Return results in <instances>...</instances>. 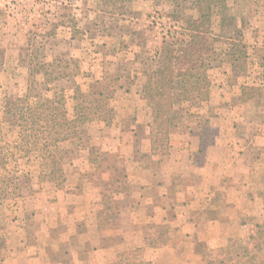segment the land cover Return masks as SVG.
<instances>
[{
    "label": "rangeland",
    "instance_id": "1",
    "mask_svg": "<svg viewBox=\"0 0 264 264\" xmlns=\"http://www.w3.org/2000/svg\"><path fill=\"white\" fill-rule=\"evenodd\" d=\"M207 15L216 38L213 58L207 63L211 87L224 84L227 91L224 104L248 105L251 112L248 115L264 121V0H0V146L9 157L7 165L0 158V178L8 173L29 175L19 182L11 180L15 194H8L7 198L0 187V237L5 240L0 247V264H15V256L7 247V236L11 239L14 231L23 233L21 230L29 235L31 243L41 233L60 235L54 239L52 255L47 257L52 264H84L83 261L111 264L118 251L139 246L146 224L77 225L71 219L61 220L57 214L62 210L61 203L68 204L62 200H71L73 194L69 190L78 187L85 190L86 203L96 198L94 187L107 190V137L117 135L125 123L130 126L140 120L147 126L151 121L137 95L144 83L146 67L149 68L146 72L157 70L165 58V42L187 33L188 21ZM72 40L80 43H75L76 47L83 45L79 50L83 52L72 50L75 46ZM57 43L61 45L52 53L50 45ZM73 53L77 61L71 59ZM17 55L22 63L29 59L35 71H39L34 78L29 79L26 66L17 63ZM108 58L119 64L107 62ZM107 72H112L111 78H107ZM73 83L80 87L78 98ZM61 87L67 94V113L58 135L63 139L60 148L66 156L60 178L64 182L58 186L49 175H41L38 154L23 157L18 147V129L5 121V109L12 108L18 99H30L34 104L47 95L59 93ZM101 91L103 97L98 95ZM175 98V107L181 111L175 122L178 128L171 133L169 154L158 156L163 185L173 181L175 172L172 173L169 156L178 144L177 133L185 131L191 123L207 121L198 112L208 102L201 101L199 107L194 105L198 102L188 104L180 91L175 92ZM86 109L92 113L81 121L79 118L89 113ZM111 111L115 114L112 125L107 127ZM75 123H79L77 135L73 132ZM142 152L151 153L146 146ZM124 166L123 163L121 168ZM186 169H180V174L189 175ZM140 174L144 172L138 170L135 175ZM123 191L129 193L126 186ZM107 196L102 194L105 206L107 201L115 203ZM37 205L42 208L36 209ZM100 210L110 215L107 209ZM188 212L176 208L174 213H166L168 223L154 225L158 231L176 229L167 247L150 253L149 257H157L154 264H206L204 254L212 241L245 240L248 229L243 224L254 225L264 219V205L252 212L251 219L237 218L234 211L222 210L228 216L227 222L220 228L214 227L218 229V237L205 240V233L213 227L191 226L186 220ZM41 218L46 222L44 226L39 224ZM112 235L118 240L107 239ZM41 241L43 247L45 240ZM92 247L95 255L87 260V251ZM74 252L76 255L70 256Z\"/></svg>",
    "mask_w": 264,
    "mask_h": 264
},
{
    "label": "crops",
    "instance_id": "2",
    "mask_svg": "<svg viewBox=\"0 0 264 264\" xmlns=\"http://www.w3.org/2000/svg\"><path fill=\"white\" fill-rule=\"evenodd\" d=\"M72 42L73 45L80 44L76 40ZM59 45L61 44L50 45L52 53ZM76 45L72 47L74 52L83 48V45ZM74 54L70 57L77 61ZM17 58L18 64L26 66L29 76L31 61L28 59L22 63L18 55ZM109 59L107 62L119 64L116 59ZM111 74L112 72H107V78ZM226 95L224 84L222 86L219 83L218 87L213 85L206 107L198 112L207 121L204 124L191 123L186 126L185 131L177 133L178 144L173 147L174 151L169 156L172 173L175 172L171 183L161 184L160 157L142 152L145 146L150 148V128L140 120L130 126L125 123L118 129L117 135L107 137V190L98 186L92 187L96 189V198L87 203L83 196L85 190L79 187L69 190L73 196L71 200H62L68 204L61 203L62 210H59L57 217L61 220L71 219L77 225H96L102 222L118 226L161 225L169 222L167 214L174 213L176 208H183L189 211L186 220L191 226L201 227L206 224L213 227L212 231L201 232L207 234L205 240L218 237V229L215 230L214 227L220 228L227 222L228 216L222 210L234 211L237 218L251 219L252 212L264 205V121L248 115L251 113L248 105L224 104ZM175 112L181 113L180 108H176ZM177 128L178 126L173 130ZM125 134L130 135L126 137ZM130 147L134 149L133 153ZM148 161L151 162L150 166H147ZM123 163L125 166L121 168ZM128 163L131 165H127ZM180 167L187 168L189 175L186 176L185 172L181 175L180 169L183 168ZM138 170H142L144 174L135 175ZM125 186L128 194L123 191ZM106 193L107 199L110 197L109 200L113 199L115 203L109 204L107 201V206L104 205L102 194ZM111 194L114 195L113 198ZM37 208L42 207L37 205ZM100 209H107L110 215L103 214ZM38 212L40 214L39 210ZM44 218L38 220L41 226L46 224ZM21 231L23 233L14 231L11 239L7 236V247L9 253L15 256V264H52L47 257L52 255L50 250L55 243L54 239L60 235L56 237L41 233L36 236L37 242L35 239L32 244L29 235ZM110 237L107 239L118 240L116 235ZM41 240H45L43 247ZM1 241L5 242L3 236ZM91 249L87 251V260L95 255L94 248ZM75 253L70 256H75Z\"/></svg>",
    "mask_w": 264,
    "mask_h": 264
},
{
    "label": "trees",
    "instance_id": "3",
    "mask_svg": "<svg viewBox=\"0 0 264 264\" xmlns=\"http://www.w3.org/2000/svg\"><path fill=\"white\" fill-rule=\"evenodd\" d=\"M215 43L216 38L212 32L209 15L194 18L187 22V33L172 37L169 43L165 42V58L157 70L146 72L149 69L146 67L144 83L137 95L144 102L147 118L151 117L147 127L150 128L152 155L165 156L170 152V137L177 126L175 122L178 116L175 112L176 91L185 95V102L188 104L198 102L194 104L197 106L202 103L201 101L204 103L209 101L211 83L207 79V63L213 58ZM37 72L31 62L29 79L34 78ZM73 85L75 98H78L80 87L75 83ZM47 92L50 93L51 90ZM126 92L129 94V89ZM66 95V90L61 87L59 93L47 95L43 100H36L34 104L30 99H18L12 108L5 109V121L18 129V147L22 150L23 157L28 159L32 154H38L41 175H49L53 182L59 183L58 186L64 182L60 178L66 154L60 148L63 139L58 135V131L67 113ZM98 95L103 97L104 93L101 91ZM108 98L111 97L108 95ZM85 111L89 112V109ZM91 113H84L83 118L79 119L87 120ZM112 114L111 119L108 117L107 127L112 125L115 112ZM79 123L73 125L75 135ZM0 158L5 160L6 165L8 164L9 157L1 146ZM7 175L0 178V187L3 189L1 193H4L6 198L8 194H15L11 189L12 181L19 182L21 178L29 176L10 173ZM16 190H19V187ZM243 226L248 229L247 239L228 238L212 241L204 254L206 264H264V219L260 223ZM156 227L146 225L139 246L118 251L115 261L111 264H154L157 257H149L150 253L167 247L171 242L172 233L176 231L171 229L172 227L168 231H158Z\"/></svg>",
    "mask_w": 264,
    "mask_h": 264
}]
</instances>
